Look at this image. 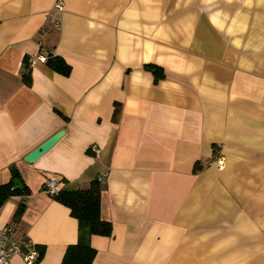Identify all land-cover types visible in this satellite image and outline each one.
I'll list each match as a JSON object with an SVG mask.
<instances>
[{
  "label": "crops",
  "instance_id": "0c3cea01",
  "mask_svg": "<svg viewBox=\"0 0 264 264\" xmlns=\"http://www.w3.org/2000/svg\"><path fill=\"white\" fill-rule=\"evenodd\" d=\"M39 55L71 73L37 61L25 84ZM12 167L23 187L0 227L45 248L36 264H61L79 236L46 178L103 175L113 233L92 235L93 264H264V0H0V186Z\"/></svg>",
  "mask_w": 264,
  "mask_h": 264
},
{
  "label": "trees",
  "instance_id": "16d2710c",
  "mask_svg": "<svg viewBox=\"0 0 264 264\" xmlns=\"http://www.w3.org/2000/svg\"><path fill=\"white\" fill-rule=\"evenodd\" d=\"M46 64L52 70L63 75H69L71 73V66L62 56L49 55L47 56ZM146 67L154 73L157 81L166 76L164 68L159 65L147 64ZM22 80L27 85L33 83L31 60L29 57H25L23 61ZM117 114L118 109L116 108L115 115ZM199 168L201 167L197 166L198 170ZM11 171L12 181L0 186V205L4 204L11 195L18 192L13 189V184L14 180L19 177V171L15 167H12ZM54 198L69 207L72 216L77 218L79 222L78 241L68 245L61 264H93L98 251L91 244L92 235L110 236L113 233L112 222L103 219L101 215V181L95 179L90 183L89 187L84 189L63 187ZM24 211L25 205L20 204L15 213V218L19 219ZM37 246L41 250L42 258L45 248L43 246Z\"/></svg>",
  "mask_w": 264,
  "mask_h": 264
},
{
  "label": "built area",
  "instance_id": "2783aa9c",
  "mask_svg": "<svg viewBox=\"0 0 264 264\" xmlns=\"http://www.w3.org/2000/svg\"><path fill=\"white\" fill-rule=\"evenodd\" d=\"M54 8L58 11H63L65 5L62 1L55 4ZM58 27L60 23L56 24ZM37 61L46 62L47 57L39 55L31 59V64ZM93 152L96 156L101 153V148L97 145L92 146ZM219 166L224 164L223 156L219 155L216 159ZM105 175L100 176L98 179L103 181ZM45 190L51 196H55L62 189V180L57 176H48L44 184ZM19 255L25 264H36L41 260V250L26 234H20L15 224H8L0 227V264H9L11 259Z\"/></svg>",
  "mask_w": 264,
  "mask_h": 264
},
{
  "label": "water",
  "instance_id": "95a60500",
  "mask_svg": "<svg viewBox=\"0 0 264 264\" xmlns=\"http://www.w3.org/2000/svg\"><path fill=\"white\" fill-rule=\"evenodd\" d=\"M64 130L59 131L57 134L52 136L50 139H48L46 142L41 144L39 147H37L35 150H33L31 153H29L26 156V160L29 162H34L36 159H38L40 156H42L44 153H46L48 150L52 148V146L63 136ZM23 187L21 179H15L14 180V189H21Z\"/></svg>",
  "mask_w": 264,
  "mask_h": 264
},
{
  "label": "rangeland",
  "instance_id": "374dc122",
  "mask_svg": "<svg viewBox=\"0 0 264 264\" xmlns=\"http://www.w3.org/2000/svg\"><path fill=\"white\" fill-rule=\"evenodd\" d=\"M167 12H165V14H166ZM165 17H166V15H165ZM228 25L227 26H229V27H231L233 24H234V20H228Z\"/></svg>",
  "mask_w": 264,
  "mask_h": 264
}]
</instances>
